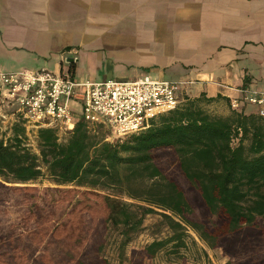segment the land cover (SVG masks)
<instances>
[{
	"label": "trees",
	"instance_id": "trees-1",
	"mask_svg": "<svg viewBox=\"0 0 264 264\" xmlns=\"http://www.w3.org/2000/svg\"><path fill=\"white\" fill-rule=\"evenodd\" d=\"M70 70L74 72L73 62ZM219 98H183L146 128L120 138L109 139L107 130L83 120L62 142L55 129L40 127L38 153L25 144V126L16 122L11 136L0 139V184L46 177L55 185L74 186H14L32 194L21 229L9 225L0 231V264H55L48 255L53 251L48 239L58 238L69 241L61 246L60 264H88L77 234L80 211L94 208L89 201L102 207L103 237L95 248L100 264H110L102 255L110 234L116 235L117 253L122 255L149 214L158 215L167 230L142 248L151 259L168 251L175 259L183 257L180 250L186 248L191 230L209 248L220 246L231 256L245 253V264L254 261L253 253L259 254L256 262L264 264V244L261 253L248 252L264 237V230L257 228L264 221V116L233 109L218 116L201 107V102ZM162 149L172 151L181 176L204 207L207 224L220 218L221 226L209 229L194 217L184 189L155 161V152ZM106 189L111 193L103 192Z\"/></svg>",
	"mask_w": 264,
	"mask_h": 264
},
{
	"label": "crops",
	"instance_id": "crops-1",
	"mask_svg": "<svg viewBox=\"0 0 264 264\" xmlns=\"http://www.w3.org/2000/svg\"><path fill=\"white\" fill-rule=\"evenodd\" d=\"M65 52L79 80L149 74L257 113L241 98L264 92V0H0V71H58Z\"/></svg>",
	"mask_w": 264,
	"mask_h": 264
},
{
	"label": "built area",
	"instance_id": "built-area-1",
	"mask_svg": "<svg viewBox=\"0 0 264 264\" xmlns=\"http://www.w3.org/2000/svg\"><path fill=\"white\" fill-rule=\"evenodd\" d=\"M62 56L58 71H0V103L15 105L27 124L35 128L70 132L78 120L110 132L109 139L136 133L154 117L175 109L179 104L181 82L144 74L131 80H79L70 70L74 55ZM242 102L259 107L264 116V92L244 93ZM78 105V112L70 107ZM239 101L229 106L237 110Z\"/></svg>",
	"mask_w": 264,
	"mask_h": 264
},
{
	"label": "rangeland",
	"instance_id": "rangeland-1",
	"mask_svg": "<svg viewBox=\"0 0 264 264\" xmlns=\"http://www.w3.org/2000/svg\"><path fill=\"white\" fill-rule=\"evenodd\" d=\"M93 59L96 60L95 58H92V56L87 52H83V54H81L78 63L79 70L77 72L79 76L83 77V75L91 73L90 66ZM179 100V103L184 101V99H181L180 97ZM70 107L78 112L79 108L75 103H70ZM201 107L211 115L218 116L227 115L231 110L230 106H227L223 102L219 101L209 103L201 102ZM16 122H22L23 126H25L23 138L25 144L31 149L32 152L38 153L37 128L26 123L22 115H20V113L17 111L15 105L9 106L6 103H0V139L5 140L11 136L12 126L16 124ZM58 137L62 142L67 137V135L60 133ZM155 161L171 179H175L184 189L186 196L192 206L194 217L207 224L208 216L204 211V207L202 206L196 191L192 189L188 182L181 176L176 166V161L172 151L166 149L158 150L155 152ZM6 184H0V231L9 225L16 230L21 229V217L24 216L25 213L27 214L26 210H28L27 207L29 205L26 203V200L29 199V196H31L32 192L23 189L15 190L14 186H38L39 188L56 186L60 188H66L74 186L72 184L55 185L46 177L38 179L34 182H29L27 184ZM103 192L111 193L107 189ZM82 198L83 197H81V199ZM123 198L127 199L126 197ZM89 204L94 206V208L83 209L80 211L81 226L80 233L77 235L79 242L82 238L84 249L81 252V255L84 254L87 263L100 264L99 259L95 256V248L102 242L103 237L104 230L101 221L102 207H99V205L95 204L93 201H89ZM69 213L70 212H68L66 216H68ZM159 220V216L156 214L147 215L143 223L144 229L141 230L127 244V246H125V250L123 251L122 255H118L116 235L111 233L108 239H106L104 248L102 250V255L107 258L110 264H228V262L231 264H245V253L239 254L237 256H231L225 253L220 246L209 248L207 244L191 230H188L189 235L186 238V248L184 247V249L180 250V252L183 254V257L175 259V257L171 255L170 251H168L169 255L166 252H161L153 259L147 257L144 254L142 248L153 239L162 238L167 234L166 228L164 225L159 224ZM60 222L61 221H58L57 223ZM221 223V219L216 218L211 223H209V225L207 224V226L209 229H213L214 227L221 226ZM257 228H262L264 230V221H260ZM72 242H74L73 239ZM68 243L69 241L67 239H48V246L49 248L53 249V251L48 253V255L53 257L55 264H60L59 262L62 259V255L60 254L61 246H65ZM261 244H264V237L261 242L254 244L253 250H249L248 252L260 249L258 252L261 253ZM252 256L254 261L250 264H258V262H256V258H258L259 254L253 253Z\"/></svg>",
	"mask_w": 264,
	"mask_h": 264
},
{
	"label": "water",
	"instance_id": "water-1",
	"mask_svg": "<svg viewBox=\"0 0 264 264\" xmlns=\"http://www.w3.org/2000/svg\"><path fill=\"white\" fill-rule=\"evenodd\" d=\"M69 58H71V55H68Z\"/></svg>",
	"mask_w": 264,
	"mask_h": 264
}]
</instances>
